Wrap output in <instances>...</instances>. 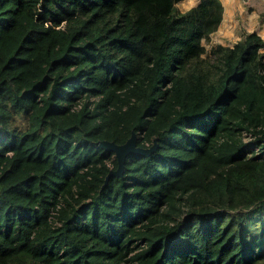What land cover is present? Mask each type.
<instances>
[{"label": "trees", "instance_id": "trees-1", "mask_svg": "<svg viewBox=\"0 0 264 264\" xmlns=\"http://www.w3.org/2000/svg\"><path fill=\"white\" fill-rule=\"evenodd\" d=\"M182 1L0 0V264H264V38Z\"/></svg>", "mask_w": 264, "mask_h": 264}, {"label": "rangeland", "instance_id": "rangeland-1", "mask_svg": "<svg viewBox=\"0 0 264 264\" xmlns=\"http://www.w3.org/2000/svg\"><path fill=\"white\" fill-rule=\"evenodd\" d=\"M183 5L187 7L186 2H183ZM179 6H181V3ZM181 8L183 9V6ZM249 30H257L264 38V0H236L230 9L228 25L220 32L218 29L213 34L211 42L204 43V45L207 49L216 44L230 46L244 32ZM262 52H264V49ZM14 125L18 128H24V118L21 115H17Z\"/></svg>", "mask_w": 264, "mask_h": 264}, {"label": "water", "instance_id": "water-1", "mask_svg": "<svg viewBox=\"0 0 264 264\" xmlns=\"http://www.w3.org/2000/svg\"><path fill=\"white\" fill-rule=\"evenodd\" d=\"M99 145L115 153L118 159L119 167L116 171L112 172L110 175H118V176L122 175L124 167H125L126 157L129 154L139 153V154L148 155L155 149V147H152L150 149H144V148L138 147L136 134H133V136L123 145H118V144H115L114 142H109V141H103Z\"/></svg>", "mask_w": 264, "mask_h": 264}, {"label": "crops", "instance_id": "crops-1", "mask_svg": "<svg viewBox=\"0 0 264 264\" xmlns=\"http://www.w3.org/2000/svg\"><path fill=\"white\" fill-rule=\"evenodd\" d=\"M221 1H222V3H223L225 13H224V15H223V21H222V23H221V25H220L219 32H220L225 26L228 25L230 9L232 8V5H233V3H234L236 0H221ZM183 2H186L187 7H184ZM199 3H200V0H183V1L181 2V6H180V7L183 6V9H182V8H181V9H182L183 11H185V10H188V9H190V8H192V7L197 6ZM249 31H250V30H249Z\"/></svg>", "mask_w": 264, "mask_h": 264}]
</instances>
